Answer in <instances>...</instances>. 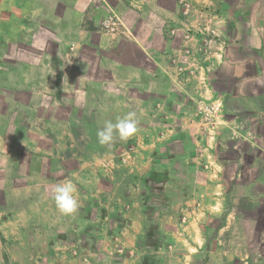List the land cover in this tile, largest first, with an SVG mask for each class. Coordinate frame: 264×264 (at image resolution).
I'll use <instances>...</instances> for the list:
<instances>
[{
  "label": "rangeland",
  "instance_id": "374dc122",
  "mask_svg": "<svg viewBox=\"0 0 264 264\" xmlns=\"http://www.w3.org/2000/svg\"><path fill=\"white\" fill-rule=\"evenodd\" d=\"M161 2L162 15L152 11L138 20L131 13L120 16L109 10L96 23L100 33L123 42L144 34V24L152 41L162 37L171 44L167 60L153 62L165 75L158 92L165 83L168 88L153 106L143 102V95H128L126 88L111 94L91 78L85 80L88 94L66 87L61 77L54 93H37L52 89L48 69L35 77L36 68L32 74L26 66L8 63L9 89L0 94V135L8 140L0 141L5 147L0 150V207L10 218H38V224L30 228L27 223L20 231L24 238L37 236L39 246L55 228L64 252L78 264L79 259L111 264L129 257L134 247H151L158 240L142 238L143 233L132 245L128 238L117 239L126 218H190L203 211L196 200L193 207L168 208L165 213H154L147 205L153 157L161 168L168 140L183 130L194 138L193 151L202 137L210 152L198 154L204 157L202 164L193 160L198 174L168 172L170 193H190L199 202L209 183L215 195L221 200L224 196V208L208 217L199 215L214 219L197 262L264 264V0ZM108 15L115 18L113 32L102 26ZM122 44L117 49L128 51ZM7 49L13 57L14 48ZM104 70L113 76L111 64ZM1 72L0 67L5 74ZM113 82L127 86L124 80ZM128 113H135L137 131L126 141L114 134L110 145H100L97 132L104 122L116 123ZM66 182L73 184L79 204L71 215L61 214L51 199V188ZM223 218H229V228L213 229Z\"/></svg>",
  "mask_w": 264,
  "mask_h": 264
},
{
  "label": "crops",
  "instance_id": "0c3cea01",
  "mask_svg": "<svg viewBox=\"0 0 264 264\" xmlns=\"http://www.w3.org/2000/svg\"><path fill=\"white\" fill-rule=\"evenodd\" d=\"M109 10L116 11L120 16L123 13H131L138 20L152 11L158 15L164 14L161 0H149V3L145 0H0V48H3L0 52V67L1 73H5L0 74V94H6L9 89L5 67L8 63H15L16 66H26L25 70L32 74L36 68L35 77H42L39 70L48 69L46 78L53 80L52 89H38L35 91L37 93H54L55 81L61 77L69 85L66 87L88 94L89 84L85 80L91 78L94 79L96 87L110 89L111 94L119 95L122 93L121 88H126L128 95H143V102L153 106L156 98L160 99V94L166 95L168 89L164 82V90L162 93L158 92L157 89L163 84L160 80H165V75L161 74L160 70H155L153 62L161 64L164 58L166 61L171 44L162 37L152 41L151 35L148 34L151 30L144 28V24L140 26V31L144 34L136 38L133 36L135 40L123 42L115 35L100 33L96 23ZM128 25L126 23L127 29L130 30ZM119 43H125L128 51H119ZM12 47L15 54L9 57L6 51ZM55 63L62 67H56L53 65ZM86 64L94 67H85ZM110 64L113 76L108 77L104 75L108 69L102 71V68ZM43 75L45 77V74ZM115 79L124 80L127 86L116 85L113 82ZM96 80L100 82L95 83ZM181 110L184 109H178ZM193 139L183 130L176 131L167 142L172 146H167L169 150L161 168L153 157L148 172L152 169L149 174H159L162 179H149L147 205L154 213L155 210L165 213L168 208L193 207V201L196 200L197 204L203 205V211L196 216L190 215V218H186V215L184 218H126L125 224L115 234L117 239L128 238L132 241L127 244L132 245L136 242L135 239L140 238L138 234L143 233L142 238L145 235L154 236L158 244L141 249L134 247L129 257L111 264H203L197 262V257L204 241L210 235L208 226L214 218H200L199 215L208 217V214H215L220 207L224 208L221 202L224 201V196L221 200L211 190L215 186L208 183L204 198L198 202L190 193L171 194L172 189L168 184V176L172 172L186 177L200 173L193 160L202 164L204 157L198 154L203 155V151L209 153L210 149L204 145L201 137L196 141L200 147L193 151L190 146ZM0 141L8 140L6 136L0 135ZM1 149L5 151V147L2 146ZM164 166L167 170L162 169ZM27 223L32 228L39 221L38 218H10L8 214L4 215L0 207V264H78L70 258V253L64 252L63 243L55 228L52 233L43 237L44 241L39 246L35 240L37 236L24 238L21 235L20 229L28 225ZM137 223L142 227H137ZM217 226L218 231H226L230 226L229 218H223L213 229ZM235 226L237 227L236 223ZM122 243L125 244L124 241ZM79 262L85 264L81 259Z\"/></svg>",
  "mask_w": 264,
  "mask_h": 264
},
{
  "label": "clouds",
  "instance_id": "9594fccd",
  "mask_svg": "<svg viewBox=\"0 0 264 264\" xmlns=\"http://www.w3.org/2000/svg\"><path fill=\"white\" fill-rule=\"evenodd\" d=\"M138 121L135 119V113H128L125 117L118 119L116 123L105 121L104 126L97 132V140L100 145H110L114 139V134L119 139L126 141L137 131ZM51 199L58 211L63 215L75 213L79 207L78 201L74 195L75 188L71 182L57 184L50 190Z\"/></svg>",
  "mask_w": 264,
  "mask_h": 264
},
{
  "label": "built area",
  "instance_id": "2783aa9c",
  "mask_svg": "<svg viewBox=\"0 0 264 264\" xmlns=\"http://www.w3.org/2000/svg\"><path fill=\"white\" fill-rule=\"evenodd\" d=\"M115 18L113 15H108L102 20L103 28L108 32H113L115 29Z\"/></svg>",
  "mask_w": 264,
  "mask_h": 264
},
{
  "label": "trees",
  "instance_id": "16d2710c",
  "mask_svg": "<svg viewBox=\"0 0 264 264\" xmlns=\"http://www.w3.org/2000/svg\"><path fill=\"white\" fill-rule=\"evenodd\" d=\"M152 179H153L154 181H158V180H161L162 177H161L159 174H153Z\"/></svg>",
  "mask_w": 264,
  "mask_h": 264
}]
</instances>
